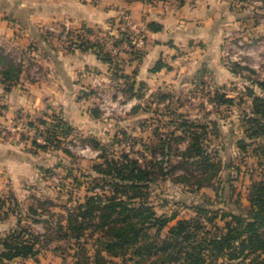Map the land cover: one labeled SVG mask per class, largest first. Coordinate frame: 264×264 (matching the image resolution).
Returning a JSON list of instances; mask_svg holds the SVG:
<instances>
[{
  "label": "rangeland",
  "instance_id": "obj_1",
  "mask_svg": "<svg viewBox=\"0 0 264 264\" xmlns=\"http://www.w3.org/2000/svg\"><path fill=\"white\" fill-rule=\"evenodd\" d=\"M231 12V22L224 26L219 46L222 69L201 64L197 69L186 70L188 51L181 46L177 50V67L157 85H144L135 92L136 85L131 92L126 84L121 85L125 83L121 78L108 79L116 70L111 69L108 80L85 90L84 95L91 97L90 106L98 113L94 116L97 130L85 134L68 131L62 134L58 146L54 141L47 144L46 150L40 149L39 152L45 151L41 154L45 158L41 159L39 173L25 193L26 197L19 203L22 210L30 204L48 209L40 216L46 221L24 222L32 232L43 234L39 241L43 255L56 256L58 264H74L76 259L83 262L87 256L94 264L100 233L89 229L77 240L62 236L55 223H65L67 210L83 200L85 194H90L95 183L103 182L93 165L112 157L122 159L123 153L148 167L153 161V167L148 168L151 180L146 182L145 189L148 203L157 215L175 213L177 219L191 218L196 214L194 206L199 203L234 211L239 202L243 206L248 204L246 197L252 180L264 179V138L249 136L255 123L248 121V117L255 116L249 94L252 91L264 97V0H231ZM119 24L111 29L117 31L124 26ZM110 31H98V39L106 37ZM62 35L68 39L70 32ZM22 118L23 123L22 120L15 122L19 128L11 131L17 132L20 138L26 136L45 142V134H35L33 129L39 121H32L28 129L25 125L28 120ZM51 118H45L47 123L52 122ZM183 119L204 125L195 129L204 135L203 148L212 157L214 169L208 167L203 171L196 168L195 163L181 165L183 155L176 154L175 148L184 150L189 136L176 142L174 135H184L181 132ZM260 123L264 124V119ZM93 138L99 141L100 147L93 145L90 140ZM240 139H244L246 147L238 146ZM163 141L172 147H158ZM47 155L51 158H46ZM173 164L178 166L171 168ZM198 178L201 186L196 183ZM99 187L92 189L100 191ZM9 204L17 211L14 200ZM174 222L175 219L168 225ZM154 231L155 228L149 229V235ZM262 232L264 235V227ZM102 255L103 264H132L104 251ZM222 261L219 258L217 264ZM222 264L234 262L226 260Z\"/></svg>",
  "mask_w": 264,
  "mask_h": 264
},
{
  "label": "crops",
  "instance_id": "obj_2",
  "mask_svg": "<svg viewBox=\"0 0 264 264\" xmlns=\"http://www.w3.org/2000/svg\"><path fill=\"white\" fill-rule=\"evenodd\" d=\"M123 13L129 15L133 27L145 30L139 46L143 56L138 62L125 63L126 48L119 53L117 59L124 61L126 75L121 85L159 84L177 67L181 46L188 51L186 70L201 64L223 68L219 46L224 26L233 15L231 0H0V55L21 69L17 81L9 86L0 72V197L11 196L20 203L45 158L41 155L45 151L29 148L31 137L20 138L11 131L17 130L16 121L57 115L71 132L97 130L91 97L84 94L104 80L112 81L111 67L92 48L82 49L74 42L77 35L97 41L98 31L104 29L116 38L119 30L111 28ZM149 22H157L161 28L150 30ZM65 31L70 32L68 39L62 35ZM158 63L164 66L153 70ZM5 67L0 63V71ZM15 211L0 219V237L15 227ZM6 264H58V258L39 250L35 256L15 257Z\"/></svg>",
  "mask_w": 264,
  "mask_h": 264
},
{
  "label": "trees",
  "instance_id": "obj_3",
  "mask_svg": "<svg viewBox=\"0 0 264 264\" xmlns=\"http://www.w3.org/2000/svg\"><path fill=\"white\" fill-rule=\"evenodd\" d=\"M121 22V19H118ZM147 28L156 31L161 28L157 22H149ZM120 35L115 38V44L128 40L126 32L118 27ZM129 41V40H128ZM78 47L92 48L94 52L111 69H116L110 74L112 78H124V61L115 59L109 51H105L101 41H90L77 35L74 42ZM143 56L140 48L132 50L125 63L138 62ZM0 63L5 67L1 70L2 80L9 84L17 81L20 73V66L12 63L7 57L0 55ZM164 65L158 63L153 70H159ZM133 72H135L133 70ZM123 79V80H124ZM128 90L134 91L133 83H127ZM145 84L140 82L137 89ZM254 106V117H248V121H254L252 134L264 138V125L260 123L264 119V97L255 95L252 91ZM231 101V99H225ZM224 101V100H223ZM96 109H93L94 116H97ZM52 122L48 123L45 131V142L39 143L32 139L31 144L35 149L46 150L47 144L57 141L58 146L62 134H68L71 127L57 115H52ZM39 122L47 123L46 119ZM33 125L32 121L29 122ZM181 132L184 135H174L176 142L189 136L185 149L176 147V154L183 155L181 165L196 164V168L203 171L211 167L214 169V162L210 154L203 148V133L195 128H204L203 124L194 121L182 120ZM252 126V125H251ZM1 130V128H0ZM204 132V131H203ZM253 137V135H252ZM95 147H100L99 141L90 139ZM160 144V143H159ZM239 147H246L244 139L238 141ZM158 147L172 146L169 142L163 141ZM66 152H68L66 150ZM122 159H106L103 163L93 165L97 174L101 175L102 183H95L91 187L90 194H85L83 200L67 210L65 223L57 222L56 230L62 236L74 237L79 240L81 236L90 229L91 232L100 233L97 238L98 245L95 249L94 264H103L102 252L112 256H120L124 262L132 264H217V260L233 261L234 264H264V179L252 180L248 188V204L243 206L241 202L233 209H213L208 205L199 203L194 206L195 216L191 218L177 219L176 214L170 216L157 215L152 206L148 203V192L146 187L150 179L149 167H153L150 161L149 167L141 165L137 159L131 158L123 153ZM173 164L171 168L177 167ZM161 168V167H160ZM215 175L216 172L213 171ZM185 177V176H183ZM100 179V178H99ZM184 179L190 180L185 177ZM201 179L196 183L201 186ZM100 184V187H99ZM98 186L99 190H95ZM11 196L0 197V219L8 212L15 211L9 207ZM17 205L16 225L4 236L0 237V264H6L15 257H32L39 251L40 236L32 232L25 221L43 220V214L48 210L35 205H28L25 210ZM6 206V209L3 207ZM175 222L168 225L171 220ZM219 221L222 224H219ZM155 228L154 234L149 235V229ZM166 231L163 232V229ZM130 254V255H128ZM248 259V260H246ZM236 261V262H235ZM221 263V264H222ZM74 264H92L86 256L81 262L76 259Z\"/></svg>",
  "mask_w": 264,
  "mask_h": 264
},
{
  "label": "built area",
  "instance_id": "obj_4",
  "mask_svg": "<svg viewBox=\"0 0 264 264\" xmlns=\"http://www.w3.org/2000/svg\"><path fill=\"white\" fill-rule=\"evenodd\" d=\"M118 19H121V22L117 20V23L124 24V26H121L120 29L126 32V35L129 41L125 39L121 41L120 43L115 44V37L111 35V33H109V35H107L106 37L101 38L100 40L98 39L99 41H101V43L104 46L109 47L108 51L110 52L111 55L114 56L115 59L118 58V55L121 52V50H123V48L124 49L126 48V50H128L129 53L132 50L139 48V46L143 42V38H144L143 36H144V30H145V27H140V28L133 27L130 22L129 15L127 13H123ZM134 33H138V34L135 35ZM0 111H1V108H0ZM20 121L21 123H23L24 121L23 118H21ZM46 124L47 125H45V123H42V122L35 123V125H33L35 134H42V133L45 134V131L47 128L46 126H48V123ZM25 125H26V128L28 129L30 128L29 123L28 122L26 123V121H25ZM16 127L17 129L19 128L18 125H16ZM43 141H45V138H43Z\"/></svg>",
  "mask_w": 264,
  "mask_h": 264
}]
</instances>
